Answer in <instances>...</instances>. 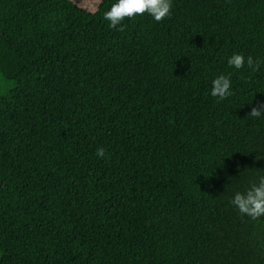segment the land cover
<instances>
[{"label": "trees", "instance_id": "obj_1", "mask_svg": "<svg viewBox=\"0 0 264 264\" xmlns=\"http://www.w3.org/2000/svg\"><path fill=\"white\" fill-rule=\"evenodd\" d=\"M113 2L0 0V264H264V218L229 204L264 175V65H226L264 60V0H173L122 31Z\"/></svg>", "mask_w": 264, "mask_h": 264}, {"label": "clouds", "instance_id": "obj_2", "mask_svg": "<svg viewBox=\"0 0 264 264\" xmlns=\"http://www.w3.org/2000/svg\"><path fill=\"white\" fill-rule=\"evenodd\" d=\"M89 3L98 5L101 0H89ZM172 5L173 0H114L102 15L110 29L122 31L126 21L136 18L147 16L155 23L170 18ZM93 10L95 11V8ZM226 65L233 72H240L245 68L259 72L264 60L242 52H232L226 57ZM208 94L215 98L216 103L226 101L233 96L231 74L224 72L215 74L210 80ZM248 116L264 121V103L252 107ZM95 154L98 158H102L105 156V149L97 148ZM255 160H264V155H256ZM209 187L211 188L212 185ZM229 204L242 218L247 217L252 221L264 218V175H259L254 181H250L243 190H233Z\"/></svg>", "mask_w": 264, "mask_h": 264}, {"label": "crops", "instance_id": "obj_3", "mask_svg": "<svg viewBox=\"0 0 264 264\" xmlns=\"http://www.w3.org/2000/svg\"><path fill=\"white\" fill-rule=\"evenodd\" d=\"M14 32V27L0 16V47L4 45Z\"/></svg>", "mask_w": 264, "mask_h": 264}, {"label": "rangeland", "instance_id": "obj_4", "mask_svg": "<svg viewBox=\"0 0 264 264\" xmlns=\"http://www.w3.org/2000/svg\"><path fill=\"white\" fill-rule=\"evenodd\" d=\"M70 2H72L74 5H76L77 7L87 11V12H90V13H93L95 12L97 9H98V5H95V4H90L89 3V0H68ZM95 8V11L93 10Z\"/></svg>", "mask_w": 264, "mask_h": 264}]
</instances>
